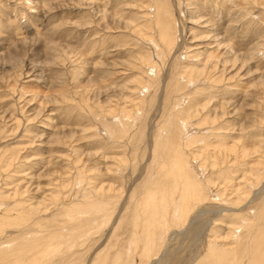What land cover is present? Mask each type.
<instances>
[{"label":"rangeland","instance_id":"1","mask_svg":"<svg viewBox=\"0 0 264 264\" xmlns=\"http://www.w3.org/2000/svg\"><path fill=\"white\" fill-rule=\"evenodd\" d=\"M150 2L0 0V155L15 154L11 169L19 166L13 176L3 175L0 192H17L25 204H40L43 211L31 226L9 225L0 233L1 264H32L36 254L33 264H264V186L244 191L252 166L264 159V0H168L177 47L156 71V84L141 94L138 58L158 51L152 29L144 36L136 30L149 21ZM210 53L214 60L207 61ZM181 63L205 68L195 87L215 80L197 98L208 103L202 114L210 109L217 116L222 141L259 151L231 167L227 187L219 176L213 182L227 199L212 195L200 201L143 261L145 248L135 249L133 242L146 241V230L135 236L133 220L137 210L147 217L140 198L155 169L152 136L174 109L186 106L193 88L176 81ZM143 94L147 103L138 110L134 102ZM118 108L137 109L134 118L125 119L132 139L105 129V124L117 128L106 112ZM214 141L199 158L217 157ZM122 158L127 160L121 168ZM77 169L84 170L82 192L74 179ZM64 192L67 198L54 203ZM87 196L102 197L106 211L84 213ZM66 211L79 214L68 219ZM88 222L99 227L82 240L78 229ZM242 223L234 234L232 228ZM198 225L196 234L191 230ZM215 236L222 242L218 249L234 247L219 261L209 248ZM50 240L63 246L41 262L39 251Z\"/></svg>","mask_w":264,"mask_h":264},{"label":"bare ground","instance_id":"2","mask_svg":"<svg viewBox=\"0 0 264 264\" xmlns=\"http://www.w3.org/2000/svg\"><path fill=\"white\" fill-rule=\"evenodd\" d=\"M150 3L151 6L149 7L150 16L148 17V23L146 22L141 26L137 25L136 30L138 31L140 36H144L148 29H152L153 32H155V44L158 46V51H155L154 56L151 54H147L140 55L138 58L141 62V70L140 76L136 81L140 93L141 89H148L149 86L153 87L156 84L158 77L156 71L162 69L163 65L161 66V64H163L165 58H167L169 54L177 47V24L171 12V7L168 0H151ZM212 58H214V55H212V53L208 54L207 61L214 60ZM237 60L239 61V59ZM205 64L208 63L206 62ZM179 67H177L176 69V74L178 75V79H176V81H178L180 85L192 84L193 88H191L190 91H187L188 96L184 98L186 106L181 107V109H174V114L171 115V118H168L165 126L160 131H158L156 138L155 136H152L151 155L153 154L154 156L152 162L155 165V169L149 172L150 178L147 179V189L145 193L142 194L144 199L140 198V201L143 200L146 204L147 217L143 216V214H141L137 210L133 220L135 236H141L139 232H141L142 229H144V231L146 230V241L145 238L142 237V239L139 238L138 240L133 242V247L135 249L145 248L143 252H140L143 261H148L152 256L155 255V253H157L159 247L161 246V238L165 235V233L169 232L171 229V231H174L173 227H180L181 225H183L190 216L191 212L194 210L195 206L200 201L205 198H211L212 195H216L218 196V198L219 196H222V200L227 199L225 191L222 192V190L219 189H215L216 191H214L212 186L215 185V183L213 182H215L220 177L222 179H225L223 183H226L225 185L227 187L228 182L226 180L230 176V172L232 170L231 167L233 165L239 166L241 164H244V160L246 157H249L253 153L255 154L256 151H259V149L256 148L255 150H253V152H251V150L248 149L245 144H243L242 146V143L238 147L236 145L227 146L226 142L222 141V138H225V134L216 131V129H221L218 125L215 124L217 121V116L212 115L213 113H211L212 111L210 112V109H207L206 113L202 114L201 111L206 108L208 103H200V99L197 98L201 94L207 93V88H209L208 85H210L208 83V85H202L201 83V86L195 87L196 85H199L197 84L198 77L204 73L205 68H199L196 65H183ZM151 70H153V73L150 72ZM145 74L146 77H144ZM215 79L217 80V78ZM213 81L215 80L210 81V83H212L210 87H213ZM205 82L209 81L205 80ZM187 89L189 90V88ZM196 98L198 101L195 100ZM146 103L147 100L145 99L143 94L142 96L139 95L137 101L134 102V105H136V108L138 110H141L142 106H146ZM136 108L134 110L127 108H118L119 110H108L106 112L107 115L111 114L115 121H117V128H113L111 125L105 124V129L108 134L117 136V133L119 131L122 135L128 137L130 131L126 126L127 120L125 119L134 118L137 112ZM224 111L225 110H222V114H224ZM123 117L125 118L122 119ZM201 126L205 127L201 128ZM129 136L132 139V134H129ZM213 140H215L214 142L218 141V144L214 145L213 148L217 154V157L215 159H210L211 157L209 156L207 159L203 158L204 160L199 158L201 155L200 152H204L209 149V147L213 144ZM3 153L0 154L3 155ZM232 153L234 154V158L233 163L230 164L231 161L228 159V155ZM219 154L223 156L218 157ZM2 155H0V181H3L1 180L2 177L3 179H5V176L3 175L13 176L12 174H10L12 170H15L16 172L19 171V166H16L17 168L13 167V169H11L12 166H15V160L13 158L15 157V154L6 157H3ZM126 160L125 158L121 159V168ZM257 162V165H255L254 167L252 166V171L254 172V174L249 176V179H246V182L244 183V191L248 194L251 193L250 191L252 187H255L259 184H262L264 186V169L260 165L264 164V159H258ZM207 168L211 169L207 170ZM199 172L201 173L199 174ZM206 172H210L211 175L210 173L209 175H207ZM222 175L223 177H221ZM83 176L84 170L77 169L74 179L77 183H81V186L79 187L80 191L83 189ZM66 194L67 192L65 193V195L55 196L56 200L54 201V203L57 204L60 198H67ZM9 200H11V202ZM82 200L83 202L81 208L84 209V213L90 211H106V203L102 197H100V199L90 201L92 200V198H90V196H87L83 197ZM25 202L24 199H19V194L17 192L14 194L6 193V195L0 192V233H2L4 231V228L9 225H16L17 227L24 229L31 226L34 222H37L36 218H39L38 213L40 214V211L43 212L40 204L31 206L25 204ZM44 204L42 205L44 206ZM74 212L66 211L65 214L68 219H71L70 216L73 217ZM77 214H79V212ZM88 224H90V222L85 224V229H78L79 227H77V229L82 233L80 236L82 240L84 239V236L93 233V231L95 232V230L99 227V225L93 226L91 224L90 227H88ZM242 227L243 223L241 224V226L232 228V230H234L233 233L235 234L236 232H239ZM199 229L200 226L198 225L194 228V230L191 231H195V233L197 234L196 231H198ZM258 237L261 236L258 235ZM75 243L77 244L78 241ZM221 244L222 242L217 239V236L210 240L209 248L211 251H213V253L211 251L210 253H215L217 255L215 257L218 258V261L219 259L223 258V256L227 252H232L231 248H234L227 247V250H220L218 249V246ZM71 245L73 244H67L68 247ZM62 246V243L52 240H50V242L48 241L46 245L42 246L43 249L39 251L40 261H44L49 253L58 252L60 250L58 248H62ZM25 255L26 253H23L22 257ZM22 257L19 258V262L21 261ZM36 261L37 254L32 261V264ZM12 263L5 262L4 264Z\"/></svg>","mask_w":264,"mask_h":264}]
</instances>
